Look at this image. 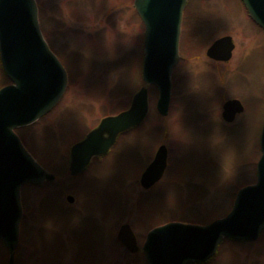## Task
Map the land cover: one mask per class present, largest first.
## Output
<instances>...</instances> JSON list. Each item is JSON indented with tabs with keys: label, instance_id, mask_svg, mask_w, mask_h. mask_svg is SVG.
<instances>
[{
	"label": "rangeland",
	"instance_id": "obj_1",
	"mask_svg": "<svg viewBox=\"0 0 264 264\" xmlns=\"http://www.w3.org/2000/svg\"><path fill=\"white\" fill-rule=\"evenodd\" d=\"M42 30L66 66L69 85L49 113L18 129L27 149L56 179L22 188L24 214L15 264H147L118 239L128 223L142 247L147 233L170 221L207 224L226 215L238 190L256 181L264 122V30L241 0H193L184 12L180 60L172 75L169 113L150 111L110 152L77 176L71 147L102 118L130 108L145 85V26L134 0H37ZM232 36L228 62L206 56ZM10 81L0 60V88ZM242 101L232 123L223 104ZM168 149L164 177L145 190L140 177L158 147ZM75 202L67 201V196ZM9 256L0 241V264ZM205 264H264V230L254 242L225 240Z\"/></svg>",
	"mask_w": 264,
	"mask_h": 264
},
{
	"label": "water",
	"instance_id": "obj_2",
	"mask_svg": "<svg viewBox=\"0 0 264 264\" xmlns=\"http://www.w3.org/2000/svg\"><path fill=\"white\" fill-rule=\"evenodd\" d=\"M188 1H134L145 25L143 79L146 85L157 87V110L163 116L169 113L171 77L180 58L181 26ZM242 1L252 19L264 28V0ZM234 48L233 37L223 36L206 54L214 60L229 61ZM0 57L11 80L0 89V240L8 248L9 264H15L23 215L21 188L55 179L28 152L15 131L50 112L68 85L65 67L42 34L36 0H0ZM243 111L242 102L231 99L224 103L222 115L233 122ZM148 112V88L144 86L128 110L105 117L72 147L71 174L81 173L93 157L107 154L119 134L141 125ZM260 144L257 181L239 190L230 213L208 225L170 222L154 228L143 245L147 264L204 263L216 254L225 238L254 241L259 237L264 229V124ZM167 161L168 149L163 144L141 176L145 189L163 177ZM68 201L74 202L73 196H68ZM118 238L132 252L139 250L129 224L121 226Z\"/></svg>",
	"mask_w": 264,
	"mask_h": 264
},
{
	"label": "flooded vegetation",
	"instance_id": "obj_3",
	"mask_svg": "<svg viewBox=\"0 0 264 264\" xmlns=\"http://www.w3.org/2000/svg\"><path fill=\"white\" fill-rule=\"evenodd\" d=\"M95 159H96V158H95ZM93 160H94V159H93ZM93 160H92V161H93ZM92 161H91V162H92ZM50 182H51V181H50ZM45 183H46V182H45ZM157 183H158V182H157ZM157 183H156V184H157ZM43 184H44V183H43ZM156 184H155V185H156ZM155 185H154V186H155ZM154 186H152V187H154ZM135 235H136V234H135ZM136 237H137V236H136ZM137 240H138V238H137Z\"/></svg>",
	"mask_w": 264,
	"mask_h": 264
},
{
	"label": "trees",
	"instance_id": "obj_4",
	"mask_svg": "<svg viewBox=\"0 0 264 264\" xmlns=\"http://www.w3.org/2000/svg\"><path fill=\"white\" fill-rule=\"evenodd\" d=\"M42 20V18H41V14H40V21ZM42 22V21H41ZM43 23V22H42Z\"/></svg>",
	"mask_w": 264,
	"mask_h": 264
},
{
	"label": "bare ground",
	"instance_id": "obj_5",
	"mask_svg": "<svg viewBox=\"0 0 264 264\" xmlns=\"http://www.w3.org/2000/svg\"><path fill=\"white\" fill-rule=\"evenodd\" d=\"M189 3H190V2H189ZM189 3H188V4H189ZM187 6H188V5H187ZM25 186H26V185H24L22 188H24Z\"/></svg>",
	"mask_w": 264,
	"mask_h": 264
}]
</instances>
